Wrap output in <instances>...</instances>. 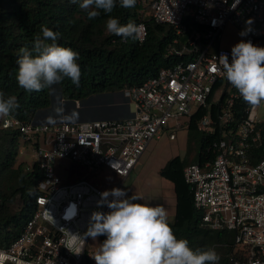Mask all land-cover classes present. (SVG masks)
<instances>
[{"label":"built area","instance_id":"obj_1","mask_svg":"<svg viewBox=\"0 0 264 264\" xmlns=\"http://www.w3.org/2000/svg\"><path fill=\"white\" fill-rule=\"evenodd\" d=\"M140 5L143 17L175 30L169 55L177 60L140 87L109 94V108L126 111V117L53 124L0 119L2 129L19 131L42 175L37 209L18 238L0 248V264H82L92 213L110 209L97 206L105 192L100 186L85 179L64 184L55 162L71 160L90 174L108 170L123 179L112 184L114 188L130 198L125 181L166 121H176L170 133L175 140V132L190 128L201 113L197 129L209 136L220 133L221 138L213 143L214 160L184 168L194 208L205 228L235 233L238 257L233 264H264V169L257 171L264 162V120L260 107L253 110L246 103L243 111L238 109L241 96L219 64L221 54L231 62V50L221 47L228 24L241 32L249 30L244 42L257 46L264 39V0H140ZM140 24L146 29L145 41L147 26ZM72 205L76 215L68 218ZM69 233L84 237V242H77L83 248L80 255L74 254L75 246L73 253L68 250Z\"/></svg>","mask_w":264,"mask_h":264},{"label":"trees","instance_id":"obj_2","mask_svg":"<svg viewBox=\"0 0 264 264\" xmlns=\"http://www.w3.org/2000/svg\"><path fill=\"white\" fill-rule=\"evenodd\" d=\"M140 11V0L132 8H123L117 2L111 14L100 10V16L90 20L88 10L81 9L71 0H0V90L6 96L17 98L19 108L12 117L24 123L37 122L38 116L52 105V88L26 92L16 80L20 49L31 48L42 27L60 32L62 35L56 43L70 47L80 55L78 63L82 76L79 87L67 78L58 84L62 96L73 101L140 87L162 69L170 68L177 60L169 55L177 38L175 30L155 23L150 16L143 17ZM109 15L118 19L121 25L145 22L146 40L143 43L131 38L125 40L107 32ZM245 106L241 97L238 109L243 111ZM84 112L80 111L79 117H83ZM201 114L193 119L190 129L198 130L196 121ZM220 138V133L212 136L202 133L196 164L203 165L216 158L213 143ZM25 145L28 144L21 141L19 131L5 130L0 125V248L18 238L37 209L42 175L35 161L30 166L18 164L19 150ZM187 165L178 157L160 171V176L174 186L176 218L169 224L178 238L190 241L194 250L214 248L220 256L219 264H233L238 257L234 247L235 233L212 231L202 225L200 214L194 208L193 192L184 179ZM105 239L99 237L101 245ZM82 264H94L88 252Z\"/></svg>","mask_w":264,"mask_h":264},{"label":"clouds","instance_id":"obj_3","mask_svg":"<svg viewBox=\"0 0 264 264\" xmlns=\"http://www.w3.org/2000/svg\"><path fill=\"white\" fill-rule=\"evenodd\" d=\"M83 10H88V18L95 19L102 10L111 14L117 2L123 8H132L137 0H71ZM252 21L249 20L248 24ZM107 32L125 40L143 42L146 29L143 24L129 22L121 25L116 18H109L106 23ZM249 30L242 31L241 36ZM61 33L42 27L41 34L36 35L31 48L20 49L17 60L16 80L20 88L26 92H39L61 84L66 78L79 87L82 71L78 63L80 55L70 47H63L56 42ZM219 64L222 66L230 85L235 88L245 103L253 110L264 104V47L253 45L243 40L232 47L231 62L227 54H221ZM19 108L17 98L0 90V119L11 118ZM62 112V109H58ZM68 120L78 119L73 112L64 117ZM50 122H53L50 120ZM7 123V121H6ZM264 169L262 162L257 171ZM111 197V199H109ZM140 199L136 195L128 198L127 193L114 188L101 193L98 207H107L108 213L94 211L86 237L93 240L106 237L99 251L92 256L95 264H219L220 256L214 248L193 249L190 241L178 238L168 222V212L162 205L150 206L136 203ZM76 206L72 205L68 218L76 215ZM70 252L80 255L83 248L77 242H84L79 234L69 233ZM2 255V254H0ZM25 264V262H21Z\"/></svg>","mask_w":264,"mask_h":264},{"label":"rangeland","instance_id":"obj_4","mask_svg":"<svg viewBox=\"0 0 264 264\" xmlns=\"http://www.w3.org/2000/svg\"><path fill=\"white\" fill-rule=\"evenodd\" d=\"M240 33L241 31L237 28L228 24L222 34L221 47L231 50L233 46L242 40L244 41L245 37L241 36ZM257 46L264 47V39L258 40ZM217 47L218 42L213 45L212 51H215ZM52 90L54 97L53 102H55V98L60 95V89L58 85H54ZM111 98L112 97L108 94L103 98V102L99 105L86 104L85 101L89 103L88 101L90 98H88L83 101H78L80 105L77 106L75 104L77 101L63 97V101L67 104H61L59 107L60 109H63L64 116L71 115L73 112L78 114V119H74L73 121L64 119V121H84L87 120V117H79V113L85 109L89 110V108L95 110V112L102 110V112H104L107 116L113 115L115 111L109 108L108 103ZM219 99V95H216L213 98L215 103H217ZM51 107H54V103H52ZM210 110L211 107L208 108V114H210ZM259 117L264 120V104L260 106ZM39 120H43L42 116H40ZM175 123L176 121L174 119L166 121L164 131L160 134V136L154 138L149 143L146 151L124 184L125 188L130 193V197L136 195L140 198L134 202L145 203L150 206L162 205L168 212L169 223H174L176 218V198L174 186L170 181H167L160 176V171L169 161L178 157L189 165L196 164L199 158L201 137L203 133L196 129H181L175 132V140H171V128L175 126ZM33 161L34 158L31 147L29 145L21 147L19 150L18 164L23 163L25 166H30ZM54 166L56 174L61 178L64 184H70L85 179L91 184L100 186L104 191H111L114 189L112 184L116 186L123 180L114 173L104 169L90 174L83 166L67 159L57 160ZM100 245L101 242L99 237L95 240L90 238L87 251L94 264L95 260L92 256L99 251Z\"/></svg>","mask_w":264,"mask_h":264},{"label":"flooded vegetation","instance_id":"obj_5","mask_svg":"<svg viewBox=\"0 0 264 264\" xmlns=\"http://www.w3.org/2000/svg\"><path fill=\"white\" fill-rule=\"evenodd\" d=\"M108 94H101V95H94L92 97H90V100L88 101L89 103L86 102V104H92V105H99L100 103L103 102V98L106 97ZM53 90H52V103H54V107L53 109H51V112H49V114L46 112V114H44L43 118L44 119H50V118H55L57 117L58 118V121H64V117H67V116H64V113H63V109H62V112H58L57 110L60 109V105L61 104H67L66 102L63 101V96L60 92V95L59 97L55 98V102H53ZM105 101V100H104ZM101 113L102 115H106L104 112H102V110H99L97 112V114ZM65 120H68V119H65ZM68 121H73V120H68ZM89 121H94V120H89Z\"/></svg>","mask_w":264,"mask_h":264},{"label":"crops","instance_id":"obj_6","mask_svg":"<svg viewBox=\"0 0 264 264\" xmlns=\"http://www.w3.org/2000/svg\"><path fill=\"white\" fill-rule=\"evenodd\" d=\"M85 111L86 112H84L83 116L87 117V120H84V121H89V120H110V119H116V118H119V117H126V114H127L126 111H117V112L115 111L114 114L112 112L113 115L107 116V115H102L101 113L97 114V112H95V110H93L91 108H89V110L85 109ZM46 112L49 114V112H51V109L42 112L38 116V118H37V122L38 123L53 124L56 121H58L57 117L50 118V119H44L43 116H44V114H46ZM40 116H42L43 120H39ZM50 120L53 121V122H50ZM76 122H81V121H75V122H69V123H76Z\"/></svg>","mask_w":264,"mask_h":264},{"label":"water","instance_id":"obj_7","mask_svg":"<svg viewBox=\"0 0 264 264\" xmlns=\"http://www.w3.org/2000/svg\"><path fill=\"white\" fill-rule=\"evenodd\" d=\"M52 109V107L49 108V110Z\"/></svg>","mask_w":264,"mask_h":264}]
</instances>
